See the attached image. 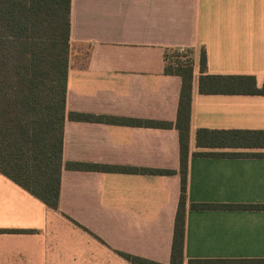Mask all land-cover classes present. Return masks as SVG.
Masks as SVG:
<instances>
[{"label": "crops", "instance_id": "obj_1", "mask_svg": "<svg viewBox=\"0 0 264 264\" xmlns=\"http://www.w3.org/2000/svg\"><path fill=\"white\" fill-rule=\"evenodd\" d=\"M172 50L193 60L183 264H264V95L201 94L197 72L204 52L207 74L262 86L264 0H70L65 113L102 119L65 117L57 210L0 174V264H169L180 195ZM197 130L249 134L198 147Z\"/></svg>", "mask_w": 264, "mask_h": 264}, {"label": "trees", "instance_id": "obj_2", "mask_svg": "<svg viewBox=\"0 0 264 264\" xmlns=\"http://www.w3.org/2000/svg\"><path fill=\"white\" fill-rule=\"evenodd\" d=\"M70 0H0V174L14 182L48 208L57 210L63 124L100 121L102 117L65 113V91L69 56ZM177 50L165 54L164 74L181 79L174 128L179 140L180 195L174 217L169 264H183L185 203L187 196L188 139L193 81L191 51L186 61ZM201 94L264 95V82L257 88L252 76H213L206 72L204 52L197 66ZM110 121H112L110 119ZM137 123V122H133ZM139 124V123H138ZM145 126L169 128L170 124L146 122ZM249 134V133H245ZM239 132L197 130L196 145L246 141ZM200 156H209L199 154ZM78 171L134 173L136 169L68 163ZM168 175L171 171H140ZM193 208L207 207L193 205ZM130 264H157L122 255ZM233 262L190 260L188 264Z\"/></svg>", "mask_w": 264, "mask_h": 264}, {"label": "rangeland", "instance_id": "obj_3", "mask_svg": "<svg viewBox=\"0 0 264 264\" xmlns=\"http://www.w3.org/2000/svg\"><path fill=\"white\" fill-rule=\"evenodd\" d=\"M180 54V60L181 61H186L188 59V54H186V51H181V52H178ZM185 55H188V56H185Z\"/></svg>", "mask_w": 264, "mask_h": 264}, {"label": "built area", "instance_id": "obj_4", "mask_svg": "<svg viewBox=\"0 0 264 264\" xmlns=\"http://www.w3.org/2000/svg\"><path fill=\"white\" fill-rule=\"evenodd\" d=\"M179 52H181V51H179Z\"/></svg>", "mask_w": 264, "mask_h": 264}]
</instances>
